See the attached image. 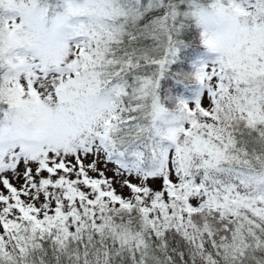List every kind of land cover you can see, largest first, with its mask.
I'll list each match as a JSON object with an SVG mask.
<instances>
[{"label":"snow or ice","instance_id":"obj_1","mask_svg":"<svg viewBox=\"0 0 264 264\" xmlns=\"http://www.w3.org/2000/svg\"><path fill=\"white\" fill-rule=\"evenodd\" d=\"M0 264H264V0H0Z\"/></svg>","mask_w":264,"mask_h":264}]
</instances>
